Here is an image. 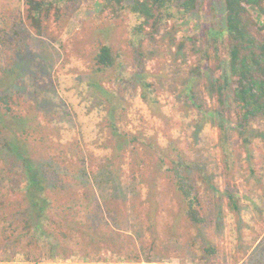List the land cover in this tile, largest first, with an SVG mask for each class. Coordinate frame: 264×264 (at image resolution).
Listing matches in <instances>:
<instances>
[{"label":"rangeland","instance_id":"1","mask_svg":"<svg viewBox=\"0 0 264 264\" xmlns=\"http://www.w3.org/2000/svg\"><path fill=\"white\" fill-rule=\"evenodd\" d=\"M37 1L45 3L43 30L29 0H0V94L17 101L10 113L0 103V131L27 141L31 159L27 168L0 136V264H264V117L242 134L239 110L221 106L208 79L193 73L204 44L180 48L204 35L200 24L212 27L218 0L205 1L198 29L170 18L146 39L134 32L142 19L132 0L119 17L98 0ZM101 43L115 65L96 72ZM143 77L154 102L143 98ZM195 81L198 105L189 99ZM177 163L206 224L186 214ZM25 173L45 187L48 203L36 200L44 220Z\"/></svg>","mask_w":264,"mask_h":264},{"label":"trees","instance_id":"2","mask_svg":"<svg viewBox=\"0 0 264 264\" xmlns=\"http://www.w3.org/2000/svg\"><path fill=\"white\" fill-rule=\"evenodd\" d=\"M98 1L103 7L102 12L109 11L112 13V16L119 17L127 8L125 5L128 0ZM132 1L133 3L130 7L139 19H142L140 25L135 27L134 32L136 35H143L144 39H146V37L152 36L153 32L159 30L165 19L168 20L170 18H176V24H181V28L190 26L191 23H197L195 29H198L199 20L204 16L203 8L206 0ZM29 2L30 9L39 14V17H32L33 24L38 22L42 25L41 30H43L42 14L44 13L45 3L37 0H29ZM173 9L175 12H172ZM208 13L210 16L217 18V20L211 22L212 27L200 24V30L205 32L204 35L186 38L181 42L180 48L185 47L187 41L193 44H204L202 48H195L196 52L201 55L202 63L193 70V73L208 79L210 94L218 100L221 106H234L239 110L237 128L244 134L253 121L264 117V0H218L217 6L212 5ZM184 23H186L185 26H183ZM147 25H151L153 29L151 33L147 32ZM39 33H42V31H39ZM141 40L139 41V46L135 49L139 63H142V59L145 56L141 50V46H143V41ZM130 44L133 45L132 40ZM114 65L115 57L113 56L112 47L101 43L100 53L96 56V72H104ZM142 79L141 85L144 88V100L148 103L154 102L155 99L152 98L153 85L145 77ZM195 84L196 81L190 84L191 92L189 99L195 105H198V96L194 92ZM0 103L6 113H10L13 110L11 104L17 103V101L12 95L7 93L0 94ZM199 107L202 109L204 106L199 103ZM222 109L220 112H222ZM112 126L118 128L116 122H112ZM220 126L222 130L227 129L225 123H222ZM14 134L5 137L3 132L0 131V136L5 137L4 141L7 148L12 149L11 145L15 144L18 150L17 155H22L25 164L28 162V165H26L28 168L31 159L28 157V152L24 151L27 141L20 140ZM11 137L13 140H10ZM223 138L224 143H226L227 135L224 134ZM17 140L20 143H17ZM135 140L133 139V141ZM244 140L247 143L251 142V139L247 136H245ZM223 145H225L224 149L227 150V145ZM82 161L86 163L85 158H82ZM173 171L177 187L188 203L187 216L195 224H206L207 220L201 217L202 214L199 208L201 202L196 194L197 188L194 183L190 182V177L183 173L182 163H177L173 167ZM31 172L32 170L29 171V173ZM29 173H25L29 184L27 190L32 194L31 199L34 202V207L37 208L38 217L44 220L46 218L45 210L37 207L38 201L36 200L48 203V199L44 195L46 190L38 182L39 180L32 179ZM227 193L231 199L229 206L237 210L239 208L238 198L234 196L231 188L227 189ZM23 221L28 226L31 218L28 216L24 217ZM61 235L64 238L68 236L63 232ZM31 238L33 241H30L29 244L34 247L38 246L42 236L36 234ZM216 251L214 247L207 249V252L213 255ZM69 252L67 247H63V257H66ZM34 255V251L32 250L25 251V256L30 262L34 261Z\"/></svg>","mask_w":264,"mask_h":264}]
</instances>
